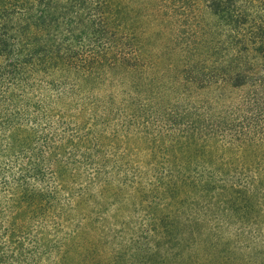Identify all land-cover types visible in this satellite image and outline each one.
Segmentation results:
<instances>
[{"label": "trees", "instance_id": "16d2710c", "mask_svg": "<svg viewBox=\"0 0 264 264\" xmlns=\"http://www.w3.org/2000/svg\"><path fill=\"white\" fill-rule=\"evenodd\" d=\"M0 264H264V0H0Z\"/></svg>", "mask_w": 264, "mask_h": 264}, {"label": "rangeland", "instance_id": "374dc122", "mask_svg": "<svg viewBox=\"0 0 264 264\" xmlns=\"http://www.w3.org/2000/svg\"><path fill=\"white\" fill-rule=\"evenodd\" d=\"M131 1H137V0H131ZM133 6V5H132ZM181 6H183V5H181ZM133 7H136V6H133ZM137 8V7H136ZM142 14H145V12H144V10H142V12H141ZM179 14H182V12H179ZM209 17V16H208ZM174 18V21H172V19L170 20V23H172L173 25H175V23L176 22H178L177 24V26H175L174 27V29L175 28H181L180 30H182V31H187V27L186 26H184V24H185V22L181 19V17H173ZM180 21V22H179ZM184 22V23H183ZM165 28V26H162V28H161V30L162 29H164ZM169 28H172V25L169 27ZM156 32V31H155ZM184 37H187V34L186 35H184ZM152 41H154V38H153V40Z\"/></svg>", "mask_w": 264, "mask_h": 264}]
</instances>
